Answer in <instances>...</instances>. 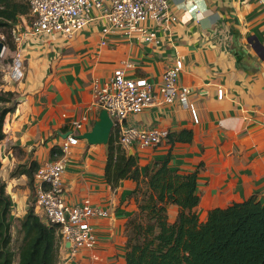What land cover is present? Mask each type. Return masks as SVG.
<instances>
[{"label":"crops","instance_id":"obj_1","mask_svg":"<svg viewBox=\"0 0 264 264\" xmlns=\"http://www.w3.org/2000/svg\"><path fill=\"white\" fill-rule=\"evenodd\" d=\"M169 4L176 21H148L157 42L119 33L105 37L96 21L73 37L24 36L20 44L24 77L8 86L16 98L13 110L5 115L0 141V180L12 199L13 223L20 224L35 203L28 176L12 172L33 161L40 166L60 158L61 144L75 120L86 117L79 134L93 129L102 112L92 89L96 80L107 82L123 68L127 76L147 78L158 86L179 59L183 62L179 84L192 89L189 100L200 121L195 122L179 100L166 103L159 96L158 103L130 115L127 123L170 132L192 129V142H164L128 152L136 154L142 171L168 154L170 166L179 173L199 169L200 202L195 210L201 221H206L209 210L253 195L264 202V0H169ZM30 19L25 15L16 28L28 27ZM219 88L225 91L222 99ZM107 145L79 138L71 148L64 172L67 201L81 204L89 199L109 214L91 219L99 238L94 248L71 260L61 248L56 264L126 263L125 225L138 209L130 197L137 183L128 179L117 187L107 183ZM53 148L59 153H52ZM35 211L42 217L36 207ZM168 212L174 220L178 207L170 204Z\"/></svg>","mask_w":264,"mask_h":264},{"label":"trees","instance_id":"obj_2","mask_svg":"<svg viewBox=\"0 0 264 264\" xmlns=\"http://www.w3.org/2000/svg\"><path fill=\"white\" fill-rule=\"evenodd\" d=\"M30 13L26 0H0V28L8 31L5 42L14 51L12 30ZM14 92L0 93V103L13 101ZM13 106L0 107V141L4 139L3 121ZM194 132L184 128L169 132L166 143L192 142ZM164 143V142H163ZM62 153V150L60 148ZM59 153L53 148L52 153ZM171 156L157 159L141 170L136 154L119 143L118 129L112 130L107 145L105 180L112 187L122 180L137 183L130 192L138 209L125 225V264H264V202L256 195L226 207H216L201 221L195 208L200 202L199 169L179 173L170 166ZM39 164L19 166L12 176L26 174L32 192ZM1 169V161H0ZM178 212L170 219L168 206ZM12 199L0 180V264H56L59 235L56 224H48L29 206L20 220L18 249L13 248Z\"/></svg>","mask_w":264,"mask_h":264},{"label":"built area","instance_id":"obj_3","mask_svg":"<svg viewBox=\"0 0 264 264\" xmlns=\"http://www.w3.org/2000/svg\"><path fill=\"white\" fill-rule=\"evenodd\" d=\"M30 6V24L18 30L13 28V42L16 45L10 65L11 80L19 82L24 77V52L20 47L25 35L62 34L73 37L91 22H98L101 33H119L129 39L142 42H157L155 30L149 20L170 24L177 18L171 14L169 0H26ZM25 17V16H23ZM2 41H6L2 36ZM106 40L102 43L106 44ZM7 47V46H6ZM6 50V49H5ZM5 50L0 54L3 55ZM130 65V64H129ZM183 68L181 59L163 74V82L156 86L147 78H131L123 68L116 69L107 82L93 83L96 104L107 110L113 120V129H118L119 143L123 149L154 148L165 142L169 130L152 126L141 128L127 123L132 114L142 112L146 107L161 101L173 103L179 100L189 108L195 122L198 112L189 96L192 89L179 84ZM225 95L218 90V98ZM86 117L73 122V131L61 144L62 156L57 160L41 164L34 174V203L45 222L57 225L60 248L66 250V259L71 260L84 249L94 248L99 238L92 225L94 217H106L109 212L102 206L93 205L89 199L81 204L67 201L64 172L69 161L71 148L79 142ZM67 243L69 244L67 246Z\"/></svg>","mask_w":264,"mask_h":264},{"label":"rangeland","instance_id":"obj_4","mask_svg":"<svg viewBox=\"0 0 264 264\" xmlns=\"http://www.w3.org/2000/svg\"><path fill=\"white\" fill-rule=\"evenodd\" d=\"M2 36H4L5 40L8 39V31L4 28H0V40H3ZM12 56H13V52L11 49L8 48V46L6 47L4 54L0 55V93L1 94L8 92L9 91L8 86L16 83L15 81L11 80V76H10V65L12 62ZM15 98L16 97L14 96L12 99L13 101L11 102L0 103V107L13 106V103H15ZM65 192H66V187H65ZM19 227H20V224L18 223H13L11 227L12 233L15 239L13 243V248L15 250L18 249L19 243L22 238L21 235L17 233V230L19 229Z\"/></svg>","mask_w":264,"mask_h":264},{"label":"water","instance_id":"obj_5","mask_svg":"<svg viewBox=\"0 0 264 264\" xmlns=\"http://www.w3.org/2000/svg\"><path fill=\"white\" fill-rule=\"evenodd\" d=\"M6 49L4 41L0 40V54ZM113 129V120L109 116L107 110L102 109L99 121L95 123L93 129L85 134H79L80 139H87L91 144L107 143ZM132 152H130L131 154ZM69 244L67 243V246Z\"/></svg>","mask_w":264,"mask_h":264}]
</instances>
